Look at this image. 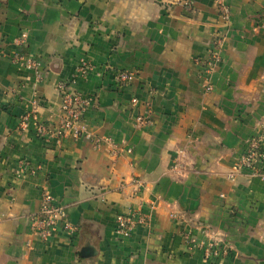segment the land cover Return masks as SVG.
Wrapping results in <instances>:
<instances>
[{
  "label": "crops",
  "instance_id": "0c3cea01",
  "mask_svg": "<svg viewBox=\"0 0 264 264\" xmlns=\"http://www.w3.org/2000/svg\"><path fill=\"white\" fill-rule=\"evenodd\" d=\"M225 1L229 24L217 0L192 10L182 0H0V264H264V173L230 177L249 138L264 136V0ZM219 34L207 90L200 59ZM82 59L94 69L73 88L95 96L86 123L118 156L104 140H47L21 126L32 109L58 120V84ZM116 70L135 78L119 88ZM148 106L152 122L140 124ZM45 189L75 227L46 241L30 228ZM132 208L148 221L119 236L116 216ZM214 237L227 257L205 258Z\"/></svg>",
  "mask_w": 264,
  "mask_h": 264
},
{
  "label": "built area",
  "instance_id": "2783aa9c",
  "mask_svg": "<svg viewBox=\"0 0 264 264\" xmlns=\"http://www.w3.org/2000/svg\"><path fill=\"white\" fill-rule=\"evenodd\" d=\"M188 10L193 9V0H182ZM217 7L220 17L224 23L229 24L231 20V9L225 0H217ZM26 34L23 33L19 38V43H23ZM224 35L219 34L214 38L213 44L208 52V55L202 59V76L206 82V89L212 88L211 83L208 81L210 75L213 73L215 67L222 61V51L224 46ZM17 61L23 63L29 69H36L38 61L32 55L16 54ZM94 69V66L86 59H82L76 68L75 73L68 80L59 82L58 90L61 95L60 115L58 120L53 124H47L39 120L38 114L35 109H32L22 117V128H29L33 124L36 134L44 139L57 136L64 137L69 132L73 133L76 138L85 137L91 139L94 143L99 144L101 141H107L111 145V152L114 156H118L123 150L116 142L110 138H101L92 134L86 123V115L88 110L95 103L94 95H86L74 89L79 78L87 76V74ZM135 78V73L129 70H116L114 73L115 84L120 88L121 86L129 85ZM131 104L137 106L139 99L133 97ZM152 109L150 106L143 115L137 117L140 124L148 125L152 122ZM131 151V149H129ZM264 161V136L254 135L248 140L247 147L243 154L237 160L234 171L230 173V177L234 178L235 173L241 169L251 170L255 174H263L257 168V163ZM21 167H26L25 160H21ZM148 221L147 215L141 209H129L128 212H122L116 216V233L122 237H130L134 228L140 224L144 225ZM73 232L75 227L68 218V212L64 205L58 203L53 194L45 189L42 194L41 206L37 214L32 216L30 228L33 233L39 236L40 239L49 240L57 231L60 225ZM187 242L189 245L199 243L196 238L187 234ZM232 251L231 246L222 238L214 237L208 244L205 245V258L208 260L215 258L227 257Z\"/></svg>",
  "mask_w": 264,
  "mask_h": 264
}]
</instances>
